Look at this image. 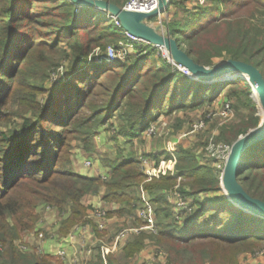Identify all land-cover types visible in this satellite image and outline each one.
Instances as JSON below:
<instances>
[{"label": "trees", "instance_id": "16d2710c", "mask_svg": "<svg viewBox=\"0 0 264 264\" xmlns=\"http://www.w3.org/2000/svg\"><path fill=\"white\" fill-rule=\"evenodd\" d=\"M111 1L123 6L126 0ZM174 5L183 15L168 28L195 61L209 65L216 58L242 59L264 75V0H212L196 10L184 0H170L166 10ZM119 39H128L126 31L93 6L71 0H0V264H67L51 253L23 251L16 242L36 226L40 206L69 212L61 233L86 216L82 198L87 193L120 203L108 216L135 215L134 224L140 223V185L156 205L160 229L158 234L132 233L121 246L126 259L147 238L167 249V264H236L239 251L264 245V217L235 205L222 192L219 174L198 154L204 146L179 144L175 174L146 180L133 142L162 114L202 108L225 92L236 98L233 106L249 110L239 124L222 128L218 138L232 143L260 121L252 85L241 76L195 79L145 41L134 42V51L122 62L90 58L96 47L105 49ZM183 123L175 117L173 127ZM105 125L117 155L103 159L109 167L106 178L83 175L75 170L71 153L82 147L92 157L99 154L95 137ZM120 138L131 144L128 150ZM178 176L191 211L177 212L168 198ZM238 179L264 200V139L243 154ZM202 217L204 224L198 222ZM105 258L108 264H124L114 253ZM105 258L99 244L85 264H105Z\"/></svg>", "mask_w": 264, "mask_h": 264}, {"label": "water", "instance_id": "95a60500", "mask_svg": "<svg viewBox=\"0 0 264 264\" xmlns=\"http://www.w3.org/2000/svg\"><path fill=\"white\" fill-rule=\"evenodd\" d=\"M79 6H93L106 11L117 18L121 27L131 35L154 46L160 47L169 62L181 65L186 74L203 82H215L238 76L245 78L253 87L251 96L259 101L264 110V75L255 64L232 57L223 58L205 65L194 58L181 46L178 38L168 29L165 31L161 22L149 23L150 18L158 17L166 11L170 0H158L150 11L129 9L111 0H71ZM178 67V66H177ZM260 109V106H258ZM264 139V115L255 127L240 134L231 145L226 160L221 187L232 203L242 209L264 217V200L251 195L238 179L242 157L245 151L256 142Z\"/></svg>", "mask_w": 264, "mask_h": 264}, {"label": "built area", "instance_id": "2783aa9c", "mask_svg": "<svg viewBox=\"0 0 264 264\" xmlns=\"http://www.w3.org/2000/svg\"><path fill=\"white\" fill-rule=\"evenodd\" d=\"M158 0H128L123 6L129 9L142 10V11H150L152 10ZM116 22L118 24L119 20L117 18ZM127 40H120L119 47L116 48L113 45H109L106 48V53L100 57V61H108V62H122L127 56L126 49L127 47H132L134 42L142 41L139 38L131 35L126 31ZM178 68L184 73L187 72L185 68L181 65H177ZM219 116L223 119L230 118L234 115V108L229 100L225 101L220 108L210 111L206 114L204 118H199L191 124L188 131L183 133L171 134L170 137L165 140L164 143V151L165 156L159 158V160L152 159L146 156L143 153L139 154V162L140 168L143 173L146 175V180H152L154 178H160L163 175L168 173L175 174L176 172V164L178 161V149L179 144L182 142L183 136L196 133L207 126V118L209 116ZM159 120V121H158ZM162 119H157L150 123V125L144 130L143 134L146 137H155V135H161V130L163 125H166V121H161ZM231 143L224 141H217L214 135H211L208 138L207 143L204 146L203 152H205L206 159L212 162V165L215 167L217 173L219 174L220 181L222 180L223 169L228 158V155L231 150ZM86 165L91 166L93 160L91 158L86 159ZM103 178L107 177V174H102ZM181 176H178V183L170 190L169 200L174 203V207L179 211H191L192 207L190 202L185 198L183 193L180 190V181ZM155 203L153 202L150 193L143 187L140 186V204L137 209V215L140 218V223L137 225H131L125 228H122L119 233L114 237V241L112 243H107L105 240L101 239L100 248L103 257L107 255V253H111L117 250L122 244L125 236L129 232L139 233L143 230L150 231L152 233H158V223L155 212ZM91 215L97 221V227L100 230L107 228V219H108V211L105 208L101 207H93L90 210ZM178 217V215H177ZM78 236V233L71 231L68 234V238L74 244V239ZM19 248L23 251H36L38 253H48L44 251V249L40 245H31L27 241L20 242L18 244ZM75 248V247H74ZM77 248L75 251L68 256L66 250L64 248L58 249L54 252V255L58 256L62 261L67 264H85V261L81 260ZM89 252H92L91 247L88 248ZM156 254H162V251L157 250ZM105 264L107 260L105 258Z\"/></svg>", "mask_w": 264, "mask_h": 264}, {"label": "crops", "instance_id": "0c3cea01", "mask_svg": "<svg viewBox=\"0 0 264 264\" xmlns=\"http://www.w3.org/2000/svg\"><path fill=\"white\" fill-rule=\"evenodd\" d=\"M106 127H107L106 125L103 126V128L99 131V133L95 137L98 146L100 143H104V142H107L106 144L111 146L110 142H112L113 140L110 139L109 134L105 129ZM120 139H121L120 142L122 143L124 139L122 138ZM133 142L135 148L136 146L138 148V149L136 148L138 154L143 152L146 153L153 152V153L161 154V157L165 156V151L163 149L164 147L160 149L159 147H157L158 144L156 142L155 137H146L142 133L141 135H139V137L133 138ZM123 145H125L124 147H127L126 150H128L131 147V144L129 142ZM108 153L110 155L108 159H113L117 155V152L114 149L113 151H110ZM89 157H90L89 152H86L82 147H77L72 154V162L75 170L83 175L93 176V177L101 176L102 174L106 173V171L109 169L108 165L100 162L99 160L93 161L91 166L86 165L85 161ZM94 157L98 158V156L95 154ZM139 192H140V187H139ZM82 201L85 205L88 206L87 214L81 221L74 224L67 233H61L60 228L62 225V220L69 215V212L68 211L61 212L57 207L49 206V205H45L41 207L44 208L43 217L38 221L34 229L31 232H29V234L27 235L26 237L27 242L30 243L31 245H40L44 249V251L51 253L53 255L54 252H56L58 249L64 248L68 256H70L75 251V248H77L78 249L77 252L80 259L85 262L93 256L96 250V246L99 245L100 241H102L101 239L105 240L107 243H112L114 241V237L111 240V242L107 241L109 240V237L110 239L112 238L110 236L111 233L109 230L105 231L103 235L100 236L98 235L95 229V226H97V221L91 215L90 210L93 207H101L107 209L108 212L114 211L117 208H119L120 203L116 201L111 202V201L103 200L99 194H92V193L85 194L82 198ZM120 219H124V217ZM117 220H119L117 215L113 213L112 217L109 216L107 219V223H108L107 226L112 228ZM71 231L78 233V236H76V238L73 240L74 244L68 238V234ZM143 231L148 234H153L152 232L147 230H143ZM132 233H136V232H129L126 234L122 244L116 251L118 256L119 255L123 256L121 246L130 239ZM89 247H91L92 252L88 251ZM116 252H114L115 255ZM119 262L124 264L163 263V261H161L159 258L155 256L154 243L153 240H151L150 238L146 239L145 246L138 253H136L135 256H132L130 259H126L123 256L119 258Z\"/></svg>", "mask_w": 264, "mask_h": 264}, {"label": "rangeland", "instance_id": "374dc122", "mask_svg": "<svg viewBox=\"0 0 264 264\" xmlns=\"http://www.w3.org/2000/svg\"><path fill=\"white\" fill-rule=\"evenodd\" d=\"M127 1L128 0H126L124 2V4ZM211 1L212 0H184V4L187 7L193 8V9L196 10V9L201 8V7H204L205 5L210 4ZM182 11H183L182 9H177L176 5H174L171 8L170 12L166 10L163 13H161L160 16L154 17V18H150L149 22L152 23V24H157V23L161 22L163 24V26H164L165 31H166V30L169 29L168 25L173 19L180 18L183 15ZM108 16L111 17L110 14H108ZM261 19H262V21H260V22H263L264 21V16L261 17ZM120 40H124V39H119L118 41H110L106 45L105 49H103L100 46L96 47L94 49L93 53L90 55V58L91 57H96L97 59H94V60L98 61L100 59V57L106 53V48L109 45H113L116 48H118ZM187 46H188V43H184V47H187ZM157 48L160 49V54L164 57L165 54H164L163 50L160 47H157ZM134 49H135L134 44H133L132 47H127V49H126L127 55L132 53L134 51ZM220 59L221 58H216L215 61H218ZM263 67H264V64H263ZM58 71L63 72V68L60 67ZM57 75H58V73L53 74L52 75V79H56ZM234 79L235 78H232V79L228 78V79H223V81H229V80H234ZM219 81H221V80H219ZM227 100H229L231 102L232 106H233L234 103L236 104V98L234 96L226 97V93L225 92H221V94L218 97L215 96V98L213 99V101L211 103H205V105L202 106V108H197V109L189 108V109H186V110L183 109V110H180L178 112H175L174 114H169V115L162 114L159 117V119H162L161 121H166V125H163L162 130H161V135H155V139H156V142L158 144L157 147H159V149L164 147L165 140H167L170 137L171 134L175 135V133H177V132L183 133V132L188 131L190 126H191V124L193 123V121H195V120H197L199 118H204L208 112L214 111V110L220 108L221 105ZM254 101L256 102V106H257V109H258V114H259L260 119H261L263 114L261 112V109H259V107H258L259 106V101H256L255 99H254ZM233 108H234V115L232 117H230V118L223 119V118H221L219 116H214V115L209 116V118H207V126L204 129H202V130H200V131H198L196 133H192V134L183 136V138L181 139L183 142H180V145H183L185 147H189L191 144H193V146H196V148L198 149L199 147L205 146V144L208 141V138L211 135H214V137L217 139V141H224V142L230 143L227 139L223 140V139H219L218 138V136H220V134H221L222 128L223 129H225V128L231 129L233 127V125L239 124L242 120H244L246 114L249 112V110L247 108H245L244 106H240V107L238 106V108L233 106ZM175 117H182V119L184 120V123H183L181 128L177 129V127L174 126L176 130H174V127H173V123L175 121ZM106 143L107 142L100 143L99 146H98L99 154L97 153L95 155H97L99 159L95 158V157H92L91 155H90L89 158H91L93 161L99 160L100 162L103 163V159H108L110 157L108 152L113 151V149L116 152L118 151L117 144L115 145L114 141L110 142L111 146H109ZM123 144H127V143L124 142ZM124 146L125 145H122V147H124ZM76 148L77 147H75V149ZM136 148H137V146H136ZM72 154L73 153H71V155ZM198 154L202 157V161L208 162V163H210L212 165V162L210 160L206 159L205 152L201 151V152H198ZM212 167H213L215 173H217L215 167L213 165H212ZM221 190L225 194V192H224L222 187H221ZM169 191H170V189L167 191L168 197H170V192ZM218 193H220V192H218ZM139 204H140V202H139ZM41 207H43V206H40L39 210H38V211H40V218L38 219V221L43 217V209L44 208H41ZM155 207H156V205H155ZM112 215H109V216L112 217ZM117 217H118L119 220H117L116 223H114V226L112 228L107 226V228L102 230L103 234L107 230H109L110 233H111L110 236L112 238L110 239V237H109V240H107V241L111 242L113 237H115L117 235V233H119V231L122 228L131 226V225H137V224H134V222L136 223L135 215H132V216L131 215H129V216H127V215H124V216L117 215ZM122 217H124V219H120ZM38 221H37V223H38ZM198 222L200 224H204L206 222V218L202 217V218H200V220ZM107 225H108V223H107ZM159 229H160V227L158 225V232H159ZM32 230L26 232L23 235L22 239L17 240L16 242H18V244H19L20 242L27 241L26 237L29 234V232H31ZM153 234H155V233H153ZM156 234H158V233H156ZM153 243H154V252H156L157 250L162 251V254H156L155 256L157 258H159L161 261H163V263H161V264H167L168 260H169V252L167 251L166 248L161 247L160 245H156V243L154 241H153ZM117 250H115V251H113L111 253H114ZM121 257H123V256H121V255L118 256V254L116 252V259H117L118 262H119V258H121ZM236 260H237L236 264H264V245H260V246L254 245L253 250L239 251L237 253V255H236ZM209 264H211V263L209 262Z\"/></svg>", "mask_w": 264, "mask_h": 264}, {"label": "bare ground", "instance_id": "6f19581e", "mask_svg": "<svg viewBox=\"0 0 264 264\" xmlns=\"http://www.w3.org/2000/svg\"><path fill=\"white\" fill-rule=\"evenodd\" d=\"M259 106H260V109H261L262 114L264 115V110H263V107H262V105H261L260 102H259Z\"/></svg>", "mask_w": 264, "mask_h": 264}]
</instances>
